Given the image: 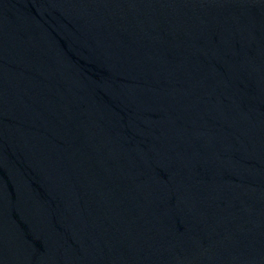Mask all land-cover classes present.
Instances as JSON below:
<instances>
[{"label":"water","instance_id":"95a60500","mask_svg":"<svg viewBox=\"0 0 264 264\" xmlns=\"http://www.w3.org/2000/svg\"><path fill=\"white\" fill-rule=\"evenodd\" d=\"M0 264H264V0H0Z\"/></svg>","mask_w":264,"mask_h":264}]
</instances>
